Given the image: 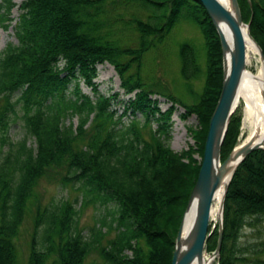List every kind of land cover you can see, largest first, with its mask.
Instances as JSON below:
<instances>
[{
    "label": "trees",
    "instance_id": "16d2710c",
    "mask_svg": "<svg viewBox=\"0 0 264 264\" xmlns=\"http://www.w3.org/2000/svg\"><path fill=\"white\" fill-rule=\"evenodd\" d=\"M134 1L145 18L134 15L137 45L126 44L111 14L120 0H21L14 24L17 42L0 52V131L20 103L27 133L35 146L19 142L17 151L0 161V264H19L15 237L27 198L50 167L66 166L65 179L78 182L87 202H115L111 222L101 220L85 236L76 226V209L68 201L35 213L24 264H83L97 250L105 264H171L176 237L198 178L210 118L223 80L222 46L216 25L200 0ZM243 18L264 51V0H239ZM16 5L0 0V23L9 25ZM108 5V6H107ZM195 21L205 37L206 78L197 101L185 103L158 81L141 74L142 57L181 18ZM119 18V19H118ZM186 79L200 71L198 50L191 42L180 48ZM114 64L127 93L135 92L126 110L117 115L113 95L100 93L95 78L98 64ZM133 67V68H132ZM132 68V69H131ZM95 98L82 91L80 81ZM167 96L172 105L161 111L152 95ZM14 97V99H12ZM180 103L183 117L197 114V147L175 151L167 142L169 118ZM132 107L145 114L124 123ZM160 112L157 126L151 115ZM77 116V123L66 118ZM162 120V121H161ZM143 125L146 129L142 128ZM239 119L232 117L223 144L225 157L237 144ZM264 219V147L251 151L237 167L225 196L224 232L219 264H264V240L246 255L239 240L243 228ZM116 229L102 242L104 231ZM207 238L214 250L218 225ZM107 232V231H105ZM130 250L131 253L127 252Z\"/></svg>",
    "mask_w": 264,
    "mask_h": 264
},
{
    "label": "rangeland",
    "instance_id": "374dc122",
    "mask_svg": "<svg viewBox=\"0 0 264 264\" xmlns=\"http://www.w3.org/2000/svg\"><path fill=\"white\" fill-rule=\"evenodd\" d=\"M12 1H14L16 5L9 13V17L11 18L9 25L4 26L0 23V52L9 42H17L14 34V24L20 12L18 4L21 0ZM111 14L115 17L114 19H117L116 17L121 19L119 21L116 20L113 28H117L118 34L123 38V42L137 45L139 42V33L133 29L131 19L136 14L145 18L142 10L140 9L139 12V7H137L134 1L127 2L126 0H120L114 8H111ZM185 41L191 42L197 48L198 61L200 64V71L192 75L189 79H186L182 74L180 48L181 44ZM206 58L207 50L205 48V37L200 26L191 19L181 17L162 41L156 42L155 46L144 53L142 57L141 74L146 81H158L164 88L168 89V92L170 91L177 95V97L185 103H192L199 99L205 85L207 69ZM252 59L254 61L252 60L253 62H250L249 66L252 71H254L258 63L262 64V59L261 56L259 59L255 57ZM95 80L100 93L113 95L111 106L113 109L117 110V115L123 113L126 110V106L129 104V99L134 97L135 92L127 93L122 87V79L114 64L109 61L99 63L98 75ZM80 87L82 91L89 93L92 98H95L96 94L93 93L90 87L86 86L82 80L80 81ZM152 97L158 100L157 104L161 111H165L172 105V101L168 100L165 95L155 93ZM12 99H14V97ZM184 111L185 107L177 103L176 108L171 113L168 120L171 125L169 126L170 135L167 138V142L178 152L189 149L190 147H197L194 130L199 128L198 115L192 114L183 117L182 113ZM22 113L23 110L20 103L16 104L15 112L10 113L7 129L5 131H0V161L4 156L8 155V153L13 154L16 152L19 142L23 139H25V144L27 146H35V138L33 135L27 133ZM243 115V104H239L233 113V116L239 119L240 132L237 144L241 143L246 134L243 130ZM134 117L139 118L141 124L145 123V114L140 110L134 114L132 112V107L127 110L126 115H123V121L124 123H129ZM151 117L150 123L156 127L160 112L158 110L155 111L154 115H151ZM65 121H72L75 125L77 123V116L66 118ZM141 126L143 129L147 127ZM195 156L202 160L203 156L199 152L196 151ZM70 174L66 166H54L50 167L46 173L37 180L31 195L27 198L24 217L20 224L18 235L15 237L19 264H24L26 262L34 217L38 209L42 212L45 208H50L63 201L70 202L74 209H76V214L74 216L76 226L82 230L85 236L91 235L93 232L92 227L101 226V220L104 219V217L111 222V218L114 215L113 211L116 209V203H102L99 200L87 202L83 200V189L78 187L79 183L65 179L66 175L69 176ZM218 219L217 217L215 220H212V228L216 227ZM254 222V224H248L243 228L239 240L246 255L252 253L251 249L257 246L255 244H259L264 240V219H255ZM107 228L108 225L102 227L104 231L102 236L103 243H106L116 232L115 228L110 230H107ZM212 251L213 250H208L207 254L209 255ZM127 252L131 253L130 250H127ZM219 260L220 257L216 256L210 264H219ZM83 264L105 263L99 252L93 249L85 256Z\"/></svg>",
    "mask_w": 264,
    "mask_h": 264
},
{
    "label": "water",
    "instance_id": "95a60500",
    "mask_svg": "<svg viewBox=\"0 0 264 264\" xmlns=\"http://www.w3.org/2000/svg\"><path fill=\"white\" fill-rule=\"evenodd\" d=\"M210 14L219 32L223 52V83L221 92L210 118L205 148L201 160L198 178L190 195L182 223L180 225L171 264H208L204 257L208 253L207 238L212 223L211 208L216 191L226 176L229 180L225 186L224 197L221 202V214L218 220V239L215 249L209 254L208 262L216 256L220 257L224 232V204L229 183L241 161L253 150L264 147V136L252 139L241 145L237 144L228 156L222 160V144L236 110L238 88L247 68L246 48L243 26L246 24L250 32V21L243 18L239 0H230L231 9L220 0H200ZM222 23L230 25L234 35L235 46L231 49L222 30ZM250 35L253 37L252 33ZM254 38V37H253ZM260 48L262 65L264 66V51ZM231 51L230 61L228 52ZM264 97V85H263ZM194 200H197L196 216L187 234L184 235L186 214Z\"/></svg>",
    "mask_w": 264,
    "mask_h": 264
},
{
    "label": "bare ground",
    "instance_id": "6f19581e",
    "mask_svg": "<svg viewBox=\"0 0 264 264\" xmlns=\"http://www.w3.org/2000/svg\"><path fill=\"white\" fill-rule=\"evenodd\" d=\"M226 7L232 10L230 0H220ZM222 30L226 37V40L231 49H234L235 41L231 27L227 23H222ZM245 48H246V63L247 68L244 70L236 97L237 106L243 104V130L245 131V137L241 141V144L247 143L252 139H260L264 136V97H263V85H264V66L260 63L257 64L256 70L252 71L249 66L250 62H253V57L260 58V48L254 38L250 35L249 28L245 24L243 26ZM231 51L228 52V59L230 61ZM253 60V61H252ZM229 180V176H226L223 183L216 191V195L213 200L211 208V219L215 220L220 217L221 214V202L225 193V186ZM197 200H194L186 214L184 223V235L190 230L193 221L196 216ZM219 220V219H218ZM218 225V224H217ZM211 227V226H210ZM211 231V229H210ZM210 254V253H209ZM209 255L206 254L204 261L208 262ZM195 264H199L196 262Z\"/></svg>",
    "mask_w": 264,
    "mask_h": 264
}]
</instances>
